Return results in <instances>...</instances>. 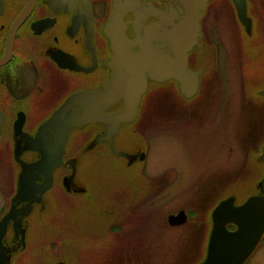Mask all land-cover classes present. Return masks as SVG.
I'll return each mask as SVG.
<instances>
[{
  "label": "flooded vegetation",
  "instance_id": "1",
  "mask_svg": "<svg viewBox=\"0 0 264 264\" xmlns=\"http://www.w3.org/2000/svg\"><path fill=\"white\" fill-rule=\"evenodd\" d=\"M257 29L264 44V0H0V264H17L36 220L58 197L95 199L88 181L99 187L104 157L145 174L141 157L148 159L149 148L141 150L140 140L150 94L164 88L171 113L177 99L198 102L222 61L230 64L234 42L252 41ZM196 78L197 93L188 97L183 88ZM137 102L135 117L125 121ZM261 192L256 187L240 206ZM149 195L135 204L155 207L154 191ZM214 217L197 218L206 237ZM228 219L217 223L237 232ZM112 220L104 230L110 236L125 223L123 216ZM209 242L198 253L188 250L183 264H214ZM262 248L264 234L240 264L257 262Z\"/></svg>",
  "mask_w": 264,
  "mask_h": 264
},
{
  "label": "rangeland",
  "instance_id": "2",
  "mask_svg": "<svg viewBox=\"0 0 264 264\" xmlns=\"http://www.w3.org/2000/svg\"><path fill=\"white\" fill-rule=\"evenodd\" d=\"M243 24L251 36V21L245 18ZM242 37L234 42L230 64L222 61L212 88L204 87L198 102L177 99L171 113L164 88L150 94L140 140L141 150L149 148L141 162L146 173L138 176L123 162L104 157L98 164L106 168L95 175L99 187L95 179L88 181L95 199L58 197L36 220L29 249L17 264H183L188 250L198 253L211 241L197 218L214 215L235 197L240 207L264 180V44L258 29L252 41ZM150 191L155 207L136 205ZM182 209L188 224L170 227L168 216ZM109 216L124 217L121 233L104 232L113 221ZM253 260L264 264L263 248Z\"/></svg>",
  "mask_w": 264,
  "mask_h": 264
},
{
  "label": "water",
  "instance_id": "3",
  "mask_svg": "<svg viewBox=\"0 0 264 264\" xmlns=\"http://www.w3.org/2000/svg\"><path fill=\"white\" fill-rule=\"evenodd\" d=\"M159 73V71L157 72ZM139 77V76H138ZM161 81L166 76H157ZM143 82V81H142ZM145 86V83L143 84ZM198 79L189 86H184L183 91L191 97L196 95L198 90ZM137 104L129 109L124 115V120H132L137 111ZM144 157H142V160ZM259 190H264V180L258 185ZM262 193V192H261ZM250 197L242 206L234 207L233 200L228 203L222 202L220 208L214 212L216 227L210 241L209 262L214 264H234L244 263L252 252L256 249L262 235L264 234V193ZM229 216L228 221H235L239 230L235 233H228L221 228L217 222L223 221ZM188 221L185 210H181L176 215L168 217L170 226H182Z\"/></svg>",
  "mask_w": 264,
  "mask_h": 264
}]
</instances>
